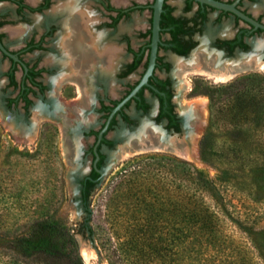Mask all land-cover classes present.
<instances>
[{
	"label": "rangeland",
	"instance_id": "374dc122",
	"mask_svg": "<svg viewBox=\"0 0 264 264\" xmlns=\"http://www.w3.org/2000/svg\"><path fill=\"white\" fill-rule=\"evenodd\" d=\"M149 2L140 0L142 4ZM5 10L6 7L0 5V12ZM148 14L147 11L133 14L123 24L125 32L145 31L148 28ZM208 35L209 28L203 31V36ZM138 43V40L132 38L133 47ZM14 45L10 43V46ZM2 70L0 64V234L8 238L24 234L35 220L47 218L70 231L82 264H264L263 69L238 74L225 82H216L203 74H182L183 80L175 84V89L184 84L178 100V105L186 106L183 111L179 110L183 118L186 119L193 109L190 103L194 100L203 103L201 114L195 111L200 123L195 126L196 138L192 143L196 156L194 160L154 151L126 155L111 163L115 148L122 143L117 139L128 131L120 125L112 132L117 140L113 148L105 151V159L100 168L103 177L94 186L84 209L79 202L78 190H74L67 182L66 173L73 170L74 167L70 165L85 171L86 165L82 163L87 162L88 156L79 157L77 162L73 145L76 136L69 138L67 144L59 126L51 118L37 117V109L30 108L27 117L6 110L1 101V96L6 95L1 90L4 80ZM54 75L52 73L49 77ZM246 77L249 80L241 87L220 94L216 104L219 107L215 113L216 122L213 128L208 129V95ZM62 88L63 96H76L73 87ZM246 88L250 89L246 101L233 97L235 92ZM49 94L50 90L47 91ZM240 106H243L247 115L248 121L245 123L236 119L241 111ZM175 109L178 110L177 107ZM138 119L139 123H152L149 115L139 116ZM29 122L34 125L32 135L28 130ZM138 126H134V129ZM155 127L161 126L156 124ZM207 133L208 137L204 141ZM26 138L27 141L24 140ZM171 158L189 163L209 178H221L219 197L209 201L216 210L218 228L215 235L218 240L212 245L202 241L195 243L190 233L187 237L186 234L184 238L181 237L183 230L176 235V239H172L166 228L161 231L158 242L154 237L146 241L151 246H158V252H154L149 251L143 241L131 244L123 230L119 232V239H115L110 208L116 205L120 207L116 200L120 179L132 171L140 170L164 175L169 167L166 159ZM223 172L229 178H223ZM123 220L126 221L125 218ZM85 253H90L88 259ZM4 258L0 255V262H7ZM9 262L14 264L13 260Z\"/></svg>",
	"mask_w": 264,
	"mask_h": 264
},
{
	"label": "flooded vegetation",
	"instance_id": "af4514ba",
	"mask_svg": "<svg viewBox=\"0 0 264 264\" xmlns=\"http://www.w3.org/2000/svg\"><path fill=\"white\" fill-rule=\"evenodd\" d=\"M152 1L142 4L140 0H0V5L6 7L0 12V45L16 59L0 51L4 79L1 90L6 93L1 96L2 106L23 117L28 116L30 108L37 109V117L51 118L67 142L76 136L73 145L77 162L79 157L88 156L86 163L81 162L87 169L77 181L83 209L82 198L91 190L86 181L99 180L105 151L111 150L118 140L112 133L118 126L129 131L139 124V116L149 115L151 122L160 124L165 132H180L183 114L179 110L186 106L178 105V100L184 84L175 89V84L183 79L182 71L174 70L172 59L188 60L203 48L222 61L234 58L236 53L250 57L256 52L257 60L264 63V30L253 29L232 12L192 0H163L154 65L146 85L108 120L112 109L138 84L146 69ZM212 1L231 5L244 18L264 26V0ZM143 11L149 13L148 28L125 32L123 24ZM207 28L210 35L203 36ZM80 31L83 36L89 34L94 38L96 50H113L110 72L94 67L88 74L89 71L76 68L80 56L67 46L78 38ZM132 38L139 41L136 47L131 44ZM84 41L88 45V36ZM10 43H15L14 47ZM61 60L70 61L75 74L68 67L60 70ZM82 62L80 65H86ZM225 64L220 63L219 67ZM52 73L55 75L49 77ZM63 86L73 87L76 96H63ZM189 112L186 118L190 116L187 122L191 126L197 113L193 109ZM79 114L86 122L75 121ZM62 116L69 124L68 131L62 128Z\"/></svg>",
	"mask_w": 264,
	"mask_h": 264
},
{
	"label": "trees",
	"instance_id": "16d2710c",
	"mask_svg": "<svg viewBox=\"0 0 264 264\" xmlns=\"http://www.w3.org/2000/svg\"><path fill=\"white\" fill-rule=\"evenodd\" d=\"M248 80L247 77L237 79L208 95V129L213 128L216 122L215 113L219 111L216 104L220 94L237 86L241 87ZM249 90L241 89L233 97L246 101L250 95ZM240 110L236 119L245 123L248 121L245 109L240 106ZM207 137L208 133L203 140ZM166 160L169 167L164 175L142 170L132 171L118 182L116 200L120 207L116 205L110 208L115 239H119V232L123 230L131 244L142 241L146 243L152 237L158 242L161 231L168 228L172 239H176V235L183 230V238L190 233L195 243L202 241L204 244H214L218 240L215 235L218 219L215 206L209 201L219 197L221 178H209L189 163L174 158ZM222 175L223 178H229L226 172ZM86 185L91 190H87L82 198L85 206L95 183L86 181ZM124 215L126 221L122 218ZM146 245L149 251L159 250L158 246ZM0 249L1 258L7 257L4 258L7 262L3 260L0 264H11L10 260L14 264H82L70 231L47 218L35 220L24 234L10 238L0 234Z\"/></svg>",
	"mask_w": 264,
	"mask_h": 264
},
{
	"label": "bare ground",
	"instance_id": "6f19581e",
	"mask_svg": "<svg viewBox=\"0 0 264 264\" xmlns=\"http://www.w3.org/2000/svg\"><path fill=\"white\" fill-rule=\"evenodd\" d=\"M73 19V18H72ZM75 20V18H74ZM91 19H89V22ZM80 29V28H79ZM80 31L79 36L77 39H75L71 44H68L67 48L69 51L73 53H78L80 56V59L83 61L82 63L86 65H80V62L78 63L79 66H76V68H82L84 71H89L91 73L92 68H100L103 69L105 72H110L109 70L111 69L112 66V52L113 50H110L108 47H103L100 50H96L95 44H94V38L91 39L90 35L88 34V39H90V42L85 44V37H87L84 33L85 36H83V32ZM96 38V37H95ZM70 52V53H71ZM67 55V54H66ZM115 55V53H114ZM257 53H253L252 56L250 57H239L236 59L237 61L234 62V66L232 67L231 65L225 64L219 67L220 64H218V58L216 55H211L204 51L203 48L201 50L196 51L192 54V56L188 60H179V59H172L173 67L175 68L174 70H181L182 74H200V75H205L208 78L214 79L216 82L221 81L225 82L228 81L229 79L233 78L234 76L241 74L242 72H247L255 69H263L264 70V63L261 64L259 60L256 58ZM76 56V55H75ZM99 58V63H96V59ZM104 59L106 61H104ZM76 60V59H75ZM74 64V63H73ZM91 64V67L88 68V65ZM76 65V64H75ZM59 66L60 70L62 68L68 67L69 69L71 68V73L75 74V69L72 64H70V61H59ZM233 68V69H232ZM81 69V71H83ZM109 69V70H108ZM64 70V69H63ZM80 71V70H79ZM79 72L76 74L78 75ZM87 73V72H86ZM81 93V92H80ZM190 105L193 106V109L198 114H201L200 110L203 108V103L201 100H194ZM190 108L189 106H187ZM187 108V110H188ZM204 113V110H203ZM189 115V114H188ZM192 117V116H191ZM195 117V116H194ZM66 118V117H64ZM63 116L60 118L61 123H62V128L65 131L70 130L69 124H67V119L64 120ZM188 119V118H186ZM75 121H83L86 122L85 117H83L82 114H79L77 119ZM190 122V121H189ZM196 123V122H195ZM71 126V125H70ZM149 131V130H148ZM147 131V132H148ZM71 133V132H69ZM152 132H148V138H146L143 141H138L137 146H134L133 151L137 150L136 152H141L145 150H153V151H162V149H169L173 154L180 156L181 158H184L186 160H192L193 155L190 154L188 146H186L185 141L183 139L176 140L175 138L172 140L173 145L168 147V145L161 143L160 139H162L160 136L153 138L151 136ZM68 134V133H67ZM151 134V135H150ZM160 135V134H159ZM71 138V137H70ZM75 141V140H74ZM77 143V142H76ZM65 144V143H64ZM136 144V143H135ZM75 146V145H74ZM78 148V147H77ZM193 151V148H192ZM129 150L125 147L122 148L121 153L117 155V157L121 158L129 154ZM194 153V152H193ZM196 157V156H194ZM90 256V253H85V258L88 259Z\"/></svg>",
	"mask_w": 264,
	"mask_h": 264
},
{
	"label": "water",
	"instance_id": "95a60500",
	"mask_svg": "<svg viewBox=\"0 0 264 264\" xmlns=\"http://www.w3.org/2000/svg\"><path fill=\"white\" fill-rule=\"evenodd\" d=\"M196 3L199 4H205L208 5L209 7L215 8V9H221L224 11H229L234 13L235 15H237L238 17H240L239 19H241L242 21L250 24L253 29H260V30H264V26L260 25L258 23H256L255 21L249 19V18H244L239 12H237L236 10L233 9V7L231 5H223L217 2H214L212 0H192ZM162 2L163 0H153L150 3V17H149V47H148V62H147V66L146 69L140 79V81L138 82V84L112 109L111 113L108 116V120L112 117V115L123 105L125 104L130 98L134 97L135 93L142 87L146 85V79L147 77L150 75L151 70L153 68L154 65V59H155V54H156V46L158 43V32H159V14L161 12V6H162ZM0 51L10 57L13 60H16L13 56L9 55L8 53H6L3 48L0 45ZM221 54H218V57ZM239 57H247L244 54L241 53H236L235 57H231V58H227L226 60L222 61L220 59H218V64L220 63H226L228 65H231L232 67L234 66L235 60ZM233 69V68H232ZM244 73V72H242ZM107 120V121H108ZM187 120H190V116H188V119L183 118L182 120V124H181V130L179 133H174V132H165L163 129H161V127L156 128L155 125L153 123H145L143 121H141L139 123L138 128L136 129H131V131H126L124 132V134L122 135L121 138H119L118 140L121 143L120 146L115 148L114 151V156L112 157V161L111 163H114L116 160L120 159V157L118 158L117 155H119L121 153V150L123 147L127 148L129 150V154H140V153H145V152H154L153 150H145V151H139L136 152L137 150L133 151L134 146H137V142L138 141H143L146 138H148V132L151 131L153 138L160 136L162 139H160L161 143H164L166 145H168V147H170L171 145L174 146L173 144V139L175 138L176 140H180L183 139V141H185L186 146H188L190 154L193 155V151H192V143L193 140L196 138V134H195V126L196 124L199 122L200 123V119L199 116L197 114H195V117L193 118V123L192 125H188L189 123L187 122ZM196 122V123H195ZM33 123L29 122V134H33ZM149 130V131H148ZM163 130V131H162ZM148 131V132H147ZM162 131V132H161ZM159 132L162 133L159 135ZM156 139V138H155ZM24 140H28L27 138ZM136 143V144H135ZM163 152L166 153H171L173 154V152H171V150L169 149H162ZM158 152V151H155ZM194 160V155L192 160ZM73 168V170H68L66 173V180L67 182H69L72 185V188L74 190H78V183L77 181L82 177V175L84 174V171L75 165H70ZM108 167V166H107ZM99 180L95 181V186L101 181L102 177H103V171L99 170Z\"/></svg>",
	"mask_w": 264,
	"mask_h": 264
}]
</instances>
